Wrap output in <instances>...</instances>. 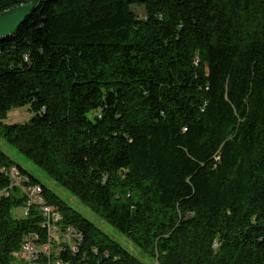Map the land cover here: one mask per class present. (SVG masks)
<instances>
[{
	"label": "trees",
	"instance_id": "1",
	"mask_svg": "<svg viewBox=\"0 0 264 264\" xmlns=\"http://www.w3.org/2000/svg\"><path fill=\"white\" fill-rule=\"evenodd\" d=\"M26 4L0 41L2 138L156 264H264V0H0V14ZM11 166L81 234L59 259L145 264L0 150ZM22 195L0 198V264L21 263L26 235L48 242L37 209L12 216Z\"/></svg>",
	"mask_w": 264,
	"mask_h": 264
},
{
	"label": "built area",
	"instance_id": "2",
	"mask_svg": "<svg viewBox=\"0 0 264 264\" xmlns=\"http://www.w3.org/2000/svg\"><path fill=\"white\" fill-rule=\"evenodd\" d=\"M2 176L8 180L7 186L0 190V198L9 197L12 193L20 191L24 197L21 206V214L24 218L28 217L33 209H37L42 216V228L46 230L48 242L38 249L37 241L39 234L33 233L26 235L21 245L20 253L21 263L18 264H40V254L50 258L48 264H69L58 258L59 255L66 252L67 245L70 248V255L74 256L78 252V246L83 242L82 236L76 230L69 228L67 232L61 231L62 216L56 211V215H49V205H46L43 198H36L30 192L29 177L22 174L17 166L3 167L0 170Z\"/></svg>",
	"mask_w": 264,
	"mask_h": 264
},
{
	"label": "rangeland",
	"instance_id": "3",
	"mask_svg": "<svg viewBox=\"0 0 264 264\" xmlns=\"http://www.w3.org/2000/svg\"><path fill=\"white\" fill-rule=\"evenodd\" d=\"M134 11L138 14L139 17H143L145 12L142 7H135ZM29 114L27 113V108H21L14 110L10 113L9 123H25L28 120ZM0 150L9 155L13 161L25 169L30 175H32L36 180H38L42 185L51 188L62 200H64L69 206L78 210L84 217L93 222L104 232H106L112 239L120 243L124 248H126L131 254L139 258L145 264H156L150 257L143 254L139 249L134 247L129 241L121 237L112 227L107 225L103 220H101L96 215L92 214L88 209L79 203V201L72 196L69 192L63 188L57 186L52 182L48 176L31 161L21 155L17 149L10 146L0 135ZM38 198V197H36ZM22 208L19 207L12 211V216L16 218H21Z\"/></svg>",
	"mask_w": 264,
	"mask_h": 264
},
{
	"label": "water",
	"instance_id": "4",
	"mask_svg": "<svg viewBox=\"0 0 264 264\" xmlns=\"http://www.w3.org/2000/svg\"><path fill=\"white\" fill-rule=\"evenodd\" d=\"M33 11L34 5L26 4L0 14V41L18 31Z\"/></svg>",
	"mask_w": 264,
	"mask_h": 264
},
{
	"label": "bare ground",
	"instance_id": "5",
	"mask_svg": "<svg viewBox=\"0 0 264 264\" xmlns=\"http://www.w3.org/2000/svg\"><path fill=\"white\" fill-rule=\"evenodd\" d=\"M39 188H37L33 193H34V195H36V193H38L39 192Z\"/></svg>",
	"mask_w": 264,
	"mask_h": 264
}]
</instances>
